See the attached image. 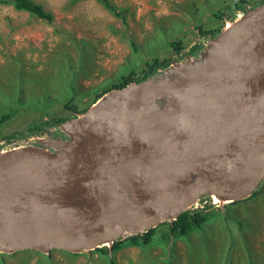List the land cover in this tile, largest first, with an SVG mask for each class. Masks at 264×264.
Segmentation results:
<instances>
[{"label": "water", "instance_id": "1", "mask_svg": "<svg viewBox=\"0 0 264 264\" xmlns=\"http://www.w3.org/2000/svg\"><path fill=\"white\" fill-rule=\"evenodd\" d=\"M196 55L0 147V253L89 252L264 180V1Z\"/></svg>", "mask_w": 264, "mask_h": 264}, {"label": "rangeland", "instance_id": "2", "mask_svg": "<svg viewBox=\"0 0 264 264\" xmlns=\"http://www.w3.org/2000/svg\"><path fill=\"white\" fill-rule=\"evenodd\" d=\"M34 1L52 14L51 21L0 2V114L19 100L44 105L48 94L65 96L62 85L67 64L72 71L66 79L70 92H82L76 105L88 106L121 75L135 71L138 76L155 58H175L189 50L196 55L208 42L201 29L222 25L214 11L233 19L241 15V4L250 7L264 0H110L121 10L118 17L98 0ZM178 40L181 49L175 52L171 41ZM49 108L57 115L70 114L60 104ZM39 114L18 111L0 124V147L35 133L28 127L40 124ZM50 126L39 133H59ZM213 197L204 195L193 205L218 212V216L209 220L201 234L190 236L189 244L186 238L166 244L157 231L148 245L126 246L112 257L117 264H264V180L250 196L237 202L220 205ZM90 253L79 252L74 258L59 250L0 254L5 264H43L40 257L50 254L58 264H105L103 258L87 255Z\"/></svg>", "mask_w": 264, "mask_h": 264}, {"label": "trees", "instance_id": "3", "mask_svg": "<svg viewBox=\"0 0 264 264\" xmlns=\"http://www.w3.org/2000/svg\"><path fill=\"white\" fill-rule=\"evenodd\" d=\"M101 5L106 8L112 15L114 16H120L122 15L121 10L118 11L116 7L110 2V0H98ZM0 2H4L7 4L12 5L15 9L17 10H24L28 12L29 14L37 17L44 19L46 21H51L53 16L51 13L46 11L43 6L34 0H0ZM240 9V6H239ZM221 11H214L213 15L216 19H219L222 21V25H216V26H211L206 29H201L202 31V36H205L207 39L215 37L223 28L224 24L223 22H226L227 20L230 19H225L223 17ZM172 45L175 47V52H179L181 49V43L180 41H171ZM195 49V48H193ZM193 50H189L187 53L184 54H179L178 57L175 58H165L163 60H158L155 58L152 60V62L148 65L146 64L147 68H143L140 70V75L135 76V71H130L127 75H121L120 78L109 88L105 89L103 92L100 94H96L93 99L89 102L88 106L85 105L84 107L78 108L76 105V100L77 96H79V99L81 100L82 92L78 95L76 91L70 92L72 87L70 85H67V80L69 78V75L71 74L72 71H70V65L67 64L65 67V82L62 85V89L64 91L65 96H56L52 97L50 96L51 94H48V103L41 105V104H26V102H21L19 100L16 105L12 106H6L7 109L0 114V124L6 122L9 120L13 115L18 114V111H27V110H34L40 112L38 115V120L40 124L38 126L31 125L28 127L29 132H41V130L46 129L45 126H58L60 123L64 122L67 119L72 118L74 115L81 113L85 111L97 98L104 93L105 91L115 88V87H122L126 85L128 82L131 81H140L142 79H145L146 77L150 76L157 70L158 68L166 67L168 66L172 60L182 58L185 54H192ZM70 92V93H69ZM79 92V90H78ZM71 94V95H70ZM51 104H60L61 108L64 110H67L70 112L68 115H57V111L54 109L49 108ZM4 110V109H3ZM2 110V111H3ZM56 111V112H55ZM43 117H47V120H43ZM34 122V121H33ZM42 125V128H40ZM40 128V129H39ZM48 128V127H47ZM237 202V201H234ZM218 216V212L216 213L215 211L211 210H205L202 207H195L192 209H188L186 211L181 212L178 214L175 219H173L170 222H163L160 223L158 226L149 229L147 232H144L142 234H136V235H131L128 237H125L123 239L114 241L110 247L107 246H101L98 247L94 250L91 251L90 254L87 255H95L97 254L99 257L103 258L105 264H117L115 259L112 257V253L116 252L117 250L126 247V246H136V247H144L148 245L153 236L157 233V231L160 232L161 237L163 240L168 244L169 242H173L176 239H185V242L189 244L187 241L190 236H196L202 233L206 225L209 223V220L211 218H215ZM25 251H30L31 254H42L36 251H31V250H25ZM52 252V251H51ZM50 252V253H51ZM61 254L64 256H67L69 258H74L76 257L79 253H71L68 251L64 250H59ZM96 256V255H95ZM39 262L43 264H58L57 262L52 260V255L48 256H41L39 259ZM0 264H5L4 257L3 255L0 254Z\"/></svg>", "mask_w": 264, "mask_h": 264}, {"label": "bare ground", "instance_id": "4", "mask_svg": "<svg viewBox=\"0 0 264 264\" xmlns=\"http://www.w3.org/2000/svg\"><path fill=\"white\" fill-rule=\"evenodd\" d=\"M53 129V128H52ZM11 142V141H10ZM8 144V143H7ZM214 199H213V201L215 200V201H217L218 199L216 198V197H213ZM237 210V209H236ZM222 211V210H221Z\"/></svg>", "mask_w": 264, "mask_h": 264}]
</instances>
